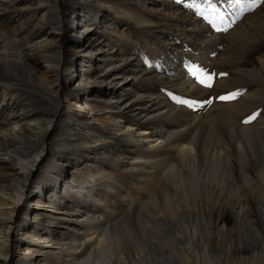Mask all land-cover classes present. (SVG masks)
<instances>
[{
    "label": "rangeland",
    "instance_id": "374dc122",
    "mask_svg": "<svg viewBox=\"0 0 264 264\" xmlns=\"http://www.w3.org/2000/svg\"><path fill=\"white\" fill-rule=\"evenodd\" d=\"M47 3L0 2L1 30L20 37L39 26L50 29L63 60L49 75L57 83L53 96L35 81L44 75L45 60L38 53L19 66L15 77L0 70V98L20 91L11 101L16 109L40 110L57 125L45 133L42 156L14 211L6 264H51L24 254L16 244L19 228L49 229L59 241L101 228L80 216L58 223L56 213L51 217L47 209L37 210L38 201L52 202L59 212H85L120 223L116 230L126 249L132 248L133 238L125 229L138 241L142 230H153L152 248L136 264H187L186 258L201 255L199 248L208 240L205 264H264V0L254 7L252 0H55L58 12ZM9 113L0 99V121ZM249 117L254 119L245 123ZM221 118L252 130L260 127L261 134L247 157L248 181H240L235 164L233 175L224 173L223 191L215 195L210 158L200 156L192 174L190 158L178 156L177 146L197 130L209 140L204 130ZM117 123L147 129L160 142L135 145L106 137L103 131L115 132ZM86 131L104 138L89 147L81 143ZM172 164L181 190L174 191L164 176ZM156 204L164 213L160 225L150 220ZM208 221L213 223L210 238L202 225L197 234L186 233V226ZM171 238L178 248L193 240V250L187 248L179 259L171 253ZM243 248L247 252H236Z\"/></svg>",
    "mask_w": 264,
    "mask_h": 264
},
{
    "label": "bare ground",
    "instance_id": "6f19581e",
    "mask_svg": "<svg viewBox=\"0 0 264 264\" xmlns=\"http://www.w3.org/2000/svg\"><path fill=\"white\" fill-rule=\"evenodd\" d=\"M54 1L55 0H39V5L43 6L41 5L42 3L44 4V2H50V7L58 12V5H54ZM53 19L56 21L58 18L53 15ZM55 36V34L50 32V29L45 31L43 27L40 26L30 34L20 37H18L16 31H13V34H8L7 31L0 29V70L5 75L15 77V73L18 71L19 66L25 62L26 59H31L32 56L34 57V53H38V55L45 60L43 70L44 75H42L39 80L35 81L37 85L41 84L48 94H51L52 96L55 95L56 91L54 90V87L57 83H54V80L50 79L49 75L51 74L50 72L58 69L60 64L63 62L61 52L60 50H57L58 47L56 46V41H54ZM260 61L264 66V60ZM191 83L192 81H188V85ZM17 94L19 96H17ZM20 94V91L18 93L17 91H13L11 93L6 92L2 98H0L2 103L5 105L6 110L10 112L6 119L0 121V264H6L9 257L11 234L13 229L11 220L15 209L22 200L24 190L27 186L29 178L32 176L33 169L42 156L44 150V135L49 128L56 125L54 117H46L40 110L34 112L35 109H31V107L29 108L27 105V107H22L23 109H16L11 101L13 98L18 99L17 97H20ZM40 101L43 105H49V102L42 98ZM236 104L237 103H235V105ZM225 117L228 118L227 116ZM225 117H223V119ZM223 119L221 118L219 123L218 121H214L208 129L204 130L209 136V140H206L207 137L203 138V136H199V131L197 130L196 134L194 133L195 135L191 136L189 141L185 143L181 142L177 146L179 151L178 156L183 158L184 156H188L190 158L192 167L187 168L189 172L192 170V174L195 171L194 169H197L198 167L200 156L210 158V160H206L209 162V169H212L211 176L215 182V191L213 190L212 193L216 192L217 189L219 190V188L223 186L222 184L226 174L229 173L233 175L232 173L235 164L238 167V170L241 171L242 178L240 181H248V178L245 175L247 157L254 154L255 147H257V145H255L256 142L253 140L258 141L257 139H260L261 134L260 127H256V129L254 128L255 130H252L251 126H239L232 120V122L228 121V123L225 121L223 122ZM95 120V116L91 115L90 121L95 122ZM114 125L117 126V130L115 129V132L110 133L109 131L106 132L107 130L103 131V134H105L106 137L112 138L110 137L111 135L115 138L120 137L126 142L135 145L145 143L153 145L154 141H157V143L160 142L157 138L152 139L151 132L147 129L134 128L133 126L126 125L124 123H117ZM94 128V132L99 131L98 127ZM74 134L76 135V133ZM210 134H215L216 136L212 137ZM173 135L174 133L168 134V138ZM74 136L72 135V137ZM80 137L82 138L81 143L89 147L96 146L97 143L101 141V138H104L102 134L95 137L88 131L83 132ZM170 169H172V172ZM174 169H176V165H170L164 173V176L167 177V180L172 184L171 186H174V191H177L181 190V185L180 183H174V176L176 174H173V171H175ZM225 172L226 174L224 175ZM192 190L194 193L190 194H193L194 196L197 195L195 193V189L193 188ZM220 190L223 191L221 188ZM182 193H186L183 188ZM214 194L216 195V193ZM167 200L168 197L165 196L163 202L164 208L167 207H165ZM35 207L39 210V212L42 208L47 209L45 210L46 216L52 217L51 214L56 213L55 216H57L56 220H59L58 223H63L71 218H77L80 216L85 219V221L87 219L90 222H94L97 227L101 228L99 230L95 228L92 232L85 231L77 236L64 238L62 241L53 237V233H47L46 231H49V229L31 228L29 231H25L24 228H19L17 232L16 244L18 247H23L24 254L27 257L37 255L41 257V260H48L51 264H136L140 261V258L144 255V253H147L152 248V242L149 244V241H152L149 233H152L153 230L149 231L147 228L142 230L141 233H143V239L138 241L139 238L136 240L133 236H131L132 234L130 232V228L125 229L130 237L133 238L132 248L126 249L121 245V235L116 230V226L120 223H112L109 220L105 221L99 216L88 217L85 212H82L81 215H78V212L75 211L72 213L59 212L58 208L50 201H42L41 204L40 201H38V203H35ZM155 208V212L150 220L153 221L155 225H160L164 222V213L157 204ZM239 211H241V207L239 208ZM83 221H81V224L84 223ZM120 222L122 223L123 221L121 220ZM146 223H148V221ZM204 224L205 225H203V223L200 224L196 222L191 226H186V233L195 235L197 234L196 232L201 229L197 228V226L202 225L204 226V228L201 229L204 230L202 232H205V234L208 235L207 237L210 238V227L213 223L212 221H208V223ZM91 225L93 226V224ZM221 228H223V225H221ZM160 232L161 231L157 232L158 235H160ZM176 234L178 233L176 232ZM161 239L163 240V237ZM176 241L174 239L171 241V253L175 256L178 255L179 259L182 258L181 254L184 251L186 252L187 248H191V250H193V240L189 241L187 245L181 246L182 248L177 247ZM206 242V244L203 243L201 248H199L201 250V255H194V258H186L187 264L189 261H191L192 264L194 262L197 264L198 261H202V264L209 262V260L206 259V247L210 241L208 240ZM236 252L244 253L247 252V250L246 248H243L241 250H237ZM251 255V258L248 259H251L250 261H255V256H257L258 253ZM211 263L212 262H210V264Z\"/></svg>",
    "mask_w": 264,
    "mask_h": 264
},
{
    "label": "snow or ice",
    "instance_id": "6c2138e0",
    "mask_svg": "<svg viewBox=\"0 0 264 264\" xmlns=\"http://www.w3.org/2000/svg\"><path fill=\"white\" fill-rule=\"evenodd\" d=\"M237 2L239 3V0H237ZM261 2V0H252V4L250 6L254 7L256 3ZM230 26V25H229ZM227 30V29H225ZM199 71H203L202 69H200ZM210 78V77H209ZM197 80L199 83L201 84H206V81L203 79H200L199 77H197ZM206 86H211L210 84H206ZM235 95H238V93L235 94H230L229 96H221L219 97V99L221 100H225V99H231L234 98ZM178 103H183V104H188L191 107V102L187 101V100H177ZM251 119H254V117H249L248 120L245 121V123L249 122Z\"/></svg>",
    "mask_w": 264,
    "mask_h": 264
}]
</instances>
